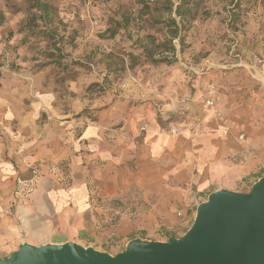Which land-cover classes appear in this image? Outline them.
<instances>
[{
	"label": "rangeland",
	"instance_id": "rangeland-1",
	"mask_svg": "<svg viewBox=\"0 0 264 264\" xmlns=\"http://www.w3.org/2000/svg\"><path fill=\"white\" fill-rule=\"evenodd\" d=\"M41 1L55 8L47 17L54 34L49 39L47 34L34 37L17 31L27 14H38L36 9L24 11L34 0H0V93L17 116L38 108L37 138L43 133L51 144L64 134H118L129 142L130 163L140 134L149 128L170 136H197L207 122L217 121L228 135L233 114L243 111L264 120V0H191L181 7V15L175 13L177 0H172L170 14L152 0L150 9L138 0ZM170 17L181 25L179 34L167 41L174 53L170 48L158 54L156 44L168 36ZM145 48L170 63H150ZM52 58L68 62L71 69L53 63L39 66ZM14 122L13 140L21 133ZM120 137L110 138L114 155L124 156ZM22 153L16 149L12 164ZM67 162L49 164L47 170L69 185ZM38 164L18 169L10 209L28 197L44 174ZM158 191L119 195L90 186L93 218L84 224L91 233L85 246L115 254L132 238L179 237L209 194L193 189L189 196L164 200Z\"/></svg>",
	"mask_w": 264,
	"mask_h": 264
},
{
	"label": "crops",
	"instance_id": "crops-1",
	"mask_svg": "<svg viewBox=\"0 0 264 264\" xmlns=\"http://www.w3.org/2000/svg\"><path fill=\"white\" fill-rule=\"evenodd\" d=\"M240 113L232 115V132L228 135L221 132L217 121L207 122L204 132L197 136H170L149 128L134 146V160L126 163V138L86 132L60 135L49 144L45 134L39 133L37 138L38 108L17 116L0 93V257L22 242L89 244L86 238L91 233L84 224L93 218L87 199L93 184L95 190L104 188L119 195L138 190L147 196L158 189L164 200L189 196L193 189L245 192V187L264 176V120L256 114ZM12 122L21 130L15 140L10 137ZM28 127L29 133L25 132ZM240 133L244 138H238ZM113 136L125 142L124 156L114 155ZM17 148L23 149V155L12 164ZM63 160L71 168L69 185L57 181L47 170L49 164L54 166ZM36 162H40L44 174L28 197L10 209L18 188L14 182L18 169Z\"/></svg>",
	"mask_w": 264,
	"mask_h": 264
},
{
	"label": "water",
	"instance_id": "water-1",
	"mask_svg": "<svg viewBox=\"0 0 264 264\" xmlns=\"http://www.w3.org/2000/svg\"><path fill=\"white\" fill-rule=\"evenodd\" d=\"M0 264H264V176L248 192H210L179 237L132 238L115 254L73 241L22 242Z\"/></svg>",
	"mask_w": 264,
	"mask_h": 264
},
{
	"label": "trees",
	"instance_id": "trees-1",
	"mask_svg": "<svg viewBox=\"0 0 264 264\" xmlns=\"http://www.w3.org/2000/svg\"><path fill=\"white\" fill-rule=\"evenodd\" d=\"M178 4L176 5L175 13L177 15H181V7L184 6L185 4H189L191 0H177ZM142 4L143 8L150 9L149 3L151 0H138ZM154 2L153 4L158 5L165 13L170 14L172 11V0H152ZM155 7V6H154ZM183 8V7H182ZM36 9L38 14L34 12H30V10ZM155 9V8H154ZM21 11V8H18L15 10V12ZM27 14V21L25 24H19L18 32H24L26 31V35L28 36H45L47 34L48 39L53 37V33H51V27L49 28V25L47 24V17L52 16L55 14V8L48 2H43L41 0H34L31 5H29L25 10ZM49 18V17H48ZM39 21V23H37ZM167 35L165 36V40L163 42H159L156 44L158 47L157 49H160L158 54H164L168 49L171 48L172 53H174V48L172 46H167V41H170L173 39V37H176L179 34V31L181 30V25L177 23L175 18H168L167 19ZM49 41V40H48ZM152 41L153 38H152ZM57 41L53 42L51 46H54ZM55 49H59L58 46H56ZM144 55H145V60L149 61L150 63H170V59L167 58L166 56H159L158 58H154L153 54V49H147L145 48L144 50ZM61 58V56H59ZM56 64L59 67H62L66 70H69L71 68L70 64L68 62H63L61 59L54 60H49L48 62H45V64H40L39 66H46L48 64ZM69 76V75H68ZM68 76H64L62 79H67Z\"/></svg>",
	"mask_w": 264,
	"mask_h": 264
},
{
	"label": "built area",
	"instance_id": "built-area-1",
	"mask_svg": "<svg viewBox=\"0 0 264 264\" xmlns=\"http://www.w3.org/2000/svg\"><path fill=\"white\" fill-rule=\"evenodd\" d=\"M207 105H212V102L211 101H207ZM238 137H239V139H242L243 138V134H239Z\"/></svg>",
	"mask_w": 264,
	"mask_h": 264
}]
</instances>
